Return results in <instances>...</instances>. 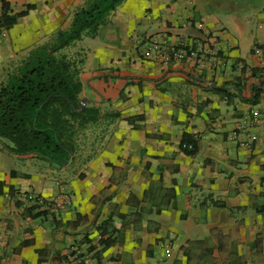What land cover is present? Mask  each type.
Masks as SVG:
<instances>
[{"label": "crops", "instance_id": "crops-1", "mask_svg": "<svg viewBox=\"0 0 264 264\" xmlns=\"http://www.w3.org/2000/svg\"><path fill=\"white\" fill-rule=\"evenodd\" d=\"M9 1L22 15L0 32V82L87 0ZM212 36L197 58L145 54ZM61 52L81 61L80 98L100 116L63 164L0 141V264H69L76 246L95 264H264V91L246 100L264 67V0H123ZM238 77L229 102L220 89ZM254 111L263 118L249 128ZM32 205L46 212L26 217Z\"/></svg>", "mask_w": 264, "mask_h": 264}, {"label": "trees", "instance_id": "trees-1", "mask_svg": "<svg viewBox=\"0 0 264 264\" xmlns=\"http://www.w3.org/2000/svg\"><path fill=\"white\" fill-rule=\"evenodd\" d=\"M122 1L87 0L75 13L68 30L60 31L53 42L34 48L17 69L0 82V141L6 143L8 150L34 154L60 164L69 160L75 151L79 131L96 121L100 112L85 105L80 98L82 82L78 62L81 61L69 58L61 50L86 33L94 35ZM1 2L0 32L12 27L22 15L12 13L9 0ZM242 71H246L245 66ZM252 76L258 79L251 85V95L246 100L257 103L264 91V67L252 69ZM244 86L243 78L238 77L220 91L230 102L242 95ZM181 149L185 154L195 155L199 142L186 134ZM45 212L38 205H32L25 215L36 217ZM101 242L111 245L109 239Z\"/></svg>", "mask_w": 264, "mask_h": 264}, {"label": "built area", "instance_id": "built-area-1", "mask_svg": "<svg viewBox=\"0 0 264 264\" xmlns=\"http://www.w3.org/2000/svg\"><path fill=\"white\" fill-rule=\"evenodd\" d=\"M2 31L5 32V29H3ZM217 44H218V38L215 36L209 37L206 47L200 50L193 49L191 46L187 45L186 43H182L179 46H166L157 41H153L149 43L145 54L147 57L155 56L156 58H159L164 62H170L173 59L176 60L191 59V58H197L200 55L211 53L212 48L215 47ZM256 50L259 51L260 49L257 48ZM262 118H263V112L254 111L252 113H249V115L245 117V124L249 128H252L257 124H259ZM37 202L43 205L47 203V200L43 197H38ZM67 260L69 264H95L90 257H86L81 252L78 246L73 247L71 249L70 253L68 254Z\"/></svg>", "mask_w": 264, "mask_h": 264}, {"label": "rangeland", "instance_id": "rangeland-1", "mask_svg": "<svg viewBox=\"0 0 264 264\" xmlns=\"http://www.w3.org/2000/svg\"><path fill=\"white\" fill-rule=\"evenodd\" d=\"M80 133H84V131L82 132V130H81ZM80 133H79V134H80Z\"/></svg>", "mask_w": 264, "mask_h": 264}]
</instances>
